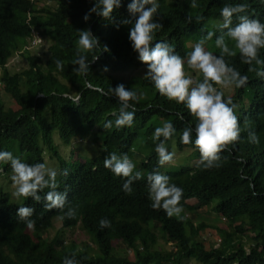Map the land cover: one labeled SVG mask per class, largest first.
Returning a JSON list of instances; mask_svg holds the SVG:
<instances>
[{
	"label": "trees",
	"instance_id": "1",
	"mask_svg": "<svg viewBox=\"0 0 264 264\" xmlns=\"http://www.w3.org/2000/svg\"><path fill=\"white\" fill-rule=\"evenodd\" d=\"M55 1L53 6H40L38 0H0V82L16 103V108L7 107L0 95V151H10L23 162L35 164L44 163L43 155L49 153L59 160L66 151L69 156L78 155L61 141L73 144L91 140L93 143L88 144L95 148L101 145V150L78 164L63 161L57 181V191L67 195L63 210H47L43 199L39 203L32 198L15 202L0 185V264H63L66 256L73 255L78 264H181L184 257L194 258L199 264H264V77L249 71L250 66L240 62L239 54L225 57L230 66L248 77L244 86H233L231 94L224 92L225 98L231 97L237 106L240 139L220 153L219 167L205 169L194 144L195 133L192 143L181 142L183 130L196 122L186 106L161 96L146 71L128 77L123 74L146 66L131 46V25L122 23L124 19H134L127 8L131 0H122L110 19L92 13L88 21L83 17L95 0ZM158 2L155 20L163 27L156 31L154 43L167 42L185 61L187 53L209 31L215 35L206 43L213 54L220 55L215 39L221 34V9L225 5H248L246 12L233 16V26L238 15L264 23L262 0H196L195 8L190 6L191 0ZM197 16L203 19L197 22ZM84 29L90 30L99 44L87 54V73L77 74L73 69L78 65L73 61L78 58L77 43ZM32 30L49 42L46 57V49L32 51L41 43L27 47ZM16 52L28 63L22 70L11 72L6 65ZM94 56L99 58L93 61ZM261 56L264 60V48ZM56 60L63 62V70L57 67ZM256 67L264 69V65ZM188 74L202 79L198 74ZM121 83L142 97L134 102L132 126L117 129L113 113L119 112L120 104L109 89ZM108 120L113 121V127L105 129L103 125ZM164 122H171L175 128L166 142L168 150L175 154L177 150L189 151L188 161L197 162L158 165V141L153 140V133ZM54 130L59 138L53 137ZM250 132L256 133L259 143L249 140ZM88 134L94 136L83 138ZM110 153L126 154L136 165L134 171L143 173L142 180L133 182L130 194L123 190L124 179L104 166ZM0 167V174H12L10 164L0 163ZM65 169L68 174L62 175ZM157 170L183 189V210L206 213L204 217L196 215L201 220L169 218L163 209L151 207L147 176ZM49 190L44 189L41 197ZM191 197L197 201L188 200ZM213 198L217 200L207 211H197ZM21 206L34 209L29 217L34 221L31 228L17 217ZM69 208L76 210L73 219L65 215ZM212 211L233 229L207 221ZM56 215L61 227L80 225L94 235L101 253L87 258L76 244L66 243L59 235L62 228L51 237H43L42 232L52 226ZM101 219L109 220L111 226L101 228ZM158 233L165 242H171L170 249L155 246ZM114 239L133 247L135 257L116 256Z\"/></svg>",
	"mask_w": 264,
	"mask_h": 264
},
{
	"label": "clouds",
	"instance_id": "2",
	"mask_svg": "<svg viewBox=\"0 0 264 264\" xmlns=\"http://www.w3.org/2000/svg\"><path fill=\"white\" fill-rule=\"evenodd\" d=\"M264 2V0H262ZM122 0H95L93 7L83 17L85 21L90 19L92 13H96L105 19H110L114 9L121 7ZM192 8L197 7L196 0H191ZM160 5L158 0H131L127 5L131 17L124 19V25H131L129 40L133 50L138 53V59L147 67L145 73L153 83L161 96L178 104H184L189 113L195 118L194 126L190 125L183 130L181 142L192 143V134L195 133V147L200 153V163L205 169L219 167L220 153L240 139L241 129L236 115V105L231 97L225 98L223 89L244 86L248 77L233 66H230L225 57L240 56V62L250 66L249 71H255L258 77H264V69L256 66L264 65L262 52L264 48V23L247 15H238V22L233 26V16L247 11V4L225 5L221 9L222 23L219 25L221 34L215 39V47L220 50V55L213 54L211 46L206 41L215 35L209 31L204 38L198 41L192 50L187 53V59L177 54L172 46L164 41H156V31L163 27L155 20ZM189 17V22H191ZM197 16L196 21L202 20ZM32 39L39 38L36 43H43V36L36 30H32ZM229 42L232 46L230 47ZM99 40L88 29L80 31L77 43V59L73 61L78 65L73 69L77 74L87 73L90 65L87 54L94 52ZM208 49V50H206ZM107 51V46H104ZM99 56H94L93 61ZM57 67L63 70V62L55 61ZM187 69L197 73L200 78H193ZM107 70V69H105ZM109 92L118 98L119 112L113 113L116 117L114 125L117 129L131 127L135 119V103H138L142 94L135 90H128L123 83L112 87ZM75 99L77 96L74 97ZM135 102V103H134ZM131 109V110H129ZM105 129L113 127V121L104 123ZM175 132L171 122H164L156 127L153 140L158 141L155 152L158 157V165L163 167L174 163L175 152H170L166 142ZM163 138V139H161ZM249 140L259 143L255 132L249 133ZM0 163L10 164L12 170L11 180L15 188L14 195L25 199L32 198L35 202L43 199L47 210L65 208L66 193L57 191V171L49 168L46 163L37 162L29 164L23 162L20 157L14 156L10 151H0ZM104 166L115 176L124 179L123 190L132 192V184L136 180L144 178L143 173L134 171L136 165L125 154L118 156L110 153L104 160ZM62 175H67L65 169ZM149 199L151 207L155 210L163 209L169 218L186 219L182 216L183 207L181 199L183 189L170 183V177L160 171H153L147 176ZM50 189L43 198L40 193L44 189ZM34 209L29 206H21L17 210V217L24 220L31 228L34 221L29 219ZM65 215L69 219L76 216V210L69 208ZM100 227H110L107 219L100 220ZM115 240V239H114ZM118 240V239H117ZM122 244V243H121ZM123 245V244H122ZM63 264H78L75 256L65 257Z\"/></svg>",
	"mask_w": 264,
	"mask_h": 264
},
{
	"label": "rangeland",
	"instance_id": "3",
	"mask_svg": "<svg viewBox=\"0 0 264 264\" xmlns=\"http://www.w3.org/2000/svg\"><path fill=\"white\" fill-rule=\"evenodd\" d=\"M55 2H56L55 0H38V4L40 6L43 4H49V5L53 6L55 4ZM33 44H36V42L31 41L27 47H31ZM48 44H49V42L43 37V43H41L37 47L33 48L32 51L33 50L37 51L38 48H40L39 52H41V51H43V49H46V51L43 52V56L46 57ZM206 50H208V49H206ZM27 63H28V60L25 57H23L21 55V53L16 52L7 61L6 67L9 71L14 72V71L22 70L25 66H27ZM145 71H147V67L143 66V67H139L136 69H132L130 71H125V72H123V74L125 77H128L130 75L144 73ZM188 72L190 74H193V75L197 74V73H194L191 69L188 70ZM0 73H1V68H0ZM223 91L225 93L231 94L233 89L231 87V88L223 89ZM0 95H1V97H3V100L5 98V104L7 107L12 106L13 108H16V103H15L14 99L3 90V83L2 82H0ZM91 136H94V135L88 134L86 137H83V138H89ZM53 137L59 138L57 130L53 131ZM61 143L66 149L71 147L74 149V151H78V153H77L78 155L69 156L67 151H66L65 156L62 157V160H59L58 158L54 157L53 155H51V153L43 155L44 163H46L49 168L55 169L57 171V173H58L57 181L59 180V177H60L59 169H60V166L62 165L63 161L70 162L73 164H78L79 162L87 160L88 158L96 155L101 150V145H99L98 148H95L94 146H90L88 143H93V141H91V140L74 142L73 144L64 143L62 141H61ZM68 152H70V150H68ZM188 153H189V151H186V150L181 151V152L179 150H177V154H175V157H174V163L171 165L177 164V161H180L181 163H187L188 158H190V155H188ZM195 162H197V159H195V160L189 159V161H188L189 164H193ZM64 165H68V164H64ZM167 169H171V168H167ZM2 170L3 169L0 167V171H2ZM164 170H166V169H164ZM11 176H12V174H8L7 176L0 174V185H2L3 188L9 192L10 197L13 201L21 202L23 200V197L18 198L17 196L14 195L15 188L13 187V182L11 180ZM188 200L197 201V199L194 197H191ZM216 200H217L216 198H213L209 203L204 204L197 211L198 212H203L204 210L207 211L209 205L212 206L216 202ZM183 211H185L184 216L186 218H192L194 222H198L199 220L202 219L201 217H204L206 215V213L199 214V213L193 212L192 210H185L184 209ZM196 215L201 216V217L198 218ZM207 221H213V222L219 223V226H225L228 229H233L232 226L228 225V221H226L225 219L220 217L214 211H212V214L207 218ZM59 229H61V230H59ZM58 230H59V235L64 237L66 243H68L70 241L69 242L70 244H76V248L78 250H81L84 253H86L87 258H89V259L94 258L95 255L101 253L99 246H98V241L95 239L94 235H92L90 232L86 231L85 229L81 228L80 225H76V226H72V227H61L59 215L54 216L52 226H50L48 229H46L44 232H42V235H43V237L44 236L45 237H51L54 234H56L58 232ZM206 232L207 231H205L204 233L206 234ZM217 233H218V236L221 235L220 231H218ZM157 235L159 237V241L157 239V242L155 243L156 247H163L166 249H170L172 247L171 242H165V240L161 236V234L158 233ZM113 244L115 245V249L113 250V252L116 256H118V257L126 256L129 259H133L135 257L134 248L129 246L128 244L122 242V244H123L122 245L119 239L113 240ZM199 263H200L199 261L195 260L194 258H189V257L182 258V262H181V264H199Z\"/></svg>",
	"mask_w": 264,
	"mask_h": 264
},
{
	"label": "built area",
	"instance_id": "4",
	"mask_svg": "<svg viewBox=\"0 0 264 264\" xmlns=\"http://www.w3.org/2000/svg\"><path fill=\"white\" fill-rule=\"evenodd\" d=\"M33 41H34V42L39 41V38H35Z\"/></svg>",
	"mask_w": 264,
	"mask_h": 264
},
{
	"label": "water",
	"instance_id": "5",
	"mask_svg": "<svg viewBox=\"0 0 264 264\" xmlns=\"http://www.w3.org/2000/svg\"><path fill=\"white\" fill-rule=\"evenodd\" d=\"M40 93H38L37 95H39Z\"/></svg>",
	"mask_w": 264,
	"mask_h": 264
}]
</instances>
